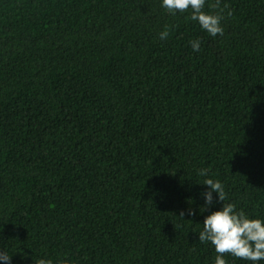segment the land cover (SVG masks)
I'll list each match as a JSON object with an SVG mask.
<instances>
[{
  "label": "trees",
  "instance_id": "obj_1",
  "mask_svg": "<svg viewBox=\"0 0 264 264\" xmlns=\"http://www.w3.org/2000/svg\"><path fill=\"white\" fill-rule=\"evenodd\" d=\"M204 10L223 35L159 0H0L9 264H213L200 168L264 217V0Z\"/></svg>",
  "mask_w": 264,
  "mask_h": 264
},
{
  "label": "clouds",
  "instance_id": "obj_2",
  "mask_svg": "<svg viewBox=\"0 0 264 264\" xmlns=\"http://www.w3.org/2000/svg\"><path fill=\"white\" fill-rule=\"evenodd\" d=\"M159 3L171 15L191 10L188 19L195 21L209 36L223 35V14L220 11H205L206 0H159ZM158 37L166 39L168 31H160ZM189 44L194 52L200 50L199 38L189 41ZM196 174L204 177L202 184L207 186L201 193L203 203L198 206V211L203 213L207 207L220 203L219 208L204 216L202 229L196 232L201 243L213 246L216 253L213 264H227L225 253L250 264H259L264 260V217L249 216L243 210H237L232 202H225L222 182L208 178L207 169H197ZM187 215H193L192 208L187 209ZM179 216L184 217L185 211L181 210ZM10 259L11 255L0 249V264H9ZM35 264H53V261L42 257Z\"/></svg>",
  "mask_w": 264,
  "mask_h": 264
}]
</instances>
